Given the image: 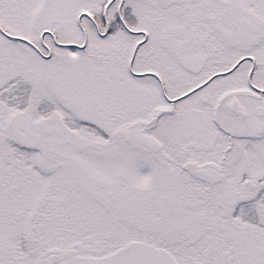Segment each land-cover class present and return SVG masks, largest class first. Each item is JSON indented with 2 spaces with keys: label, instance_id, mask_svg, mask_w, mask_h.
<instances>
[{
  "label": "snow or ice",
  "instance_id": "6c2138e0",
  "mask_svg": "<svg viewBox=\"0 0 264 264\" xmlns=\"http://www.w3.org/2000/svg\"><path fill=\"white\" fill-rule=\"evenodd\" d=\"M0 264H264V0H0Z\"/></svg>",
  "mask_w": 264,
  "mask_h": 264
}]
</instances>
